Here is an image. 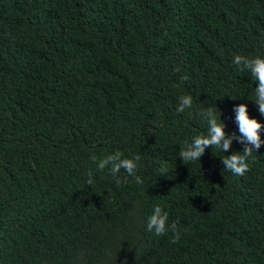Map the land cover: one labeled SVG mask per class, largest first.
I'll return each instance as SVG.
<instances>
[{"label":"trees","instance_id":"obj_1","mask_svg":"<svg viewBox=\"0 0 264 264\" xmlns=\"http://www.w3.org/2000/svg\"><path fill=\"white\" fill-rule=\"evenodd\" d=\"M235 55L264 58V0H0V264H264V144L243 176L238 141L179 158L207 108L264 124ZM115 151L142 184L96 170ZM156 206L179 243L147 231Z\"/></svg>","mask_w":264,"mask_h":264},{"label":"clouds","instance_id":"obj_2","mask_svg":"<svg viewBox=\"0 0 264 264\" xmlns=\"http://www.w3.org/2000/svg\"><path fill=\"white\" fill-rule=\"evenodd\" d=\"M233 64L237 66L239 72L250 73L254 81H258V87L255 88V102L259 106V112L264 115V58L255 57L248 58L242 55H235ZM179 71V68L176 69ZM187 76L181 77L182 80H187ZM179 104L176 109L178 113H183L186 109H190L193 104L191 95H181ZM235 122L238 125L240 135L232 132L229 135L225 129L226 124L221 120V112L219 117L212 108H207L199 113L200 119L207 124V132L193 137L192 141L185 142L184 147L179 152V158L184 164L193 161H200L205 150L211 146L212 148L220 149L227 152L233 141H238L244 144L242 152H233L230 156L226 155L221 159L224 169L230 171L236 176H243L250 171L251 165L249 158L253 156V152L258 151L264 139H261V132L264 131V124L249 115L247 104H239L234 108ZM90 159L96 165L98 172L107 170L108 174L115 178L117 185L121 184L120 173L124 170L128 176L135 178L137 184H142L143 181L137 170L140 167V156L136 155L132 158H123L120 151H115L103 158H98L96 155H91ZM164 172L165 170H161ZM87 184L92 186L95 183L93 173L89 171ZM124 182H127L126 178ZM147 231L154 233L156 236H165L172 233V244H177L181 239V232L178 230L177 223H169V214L160 206L154 208L153 213L147 221Z\"/></svg>","mask_w":264,"mask_h":264}]
</instances>
